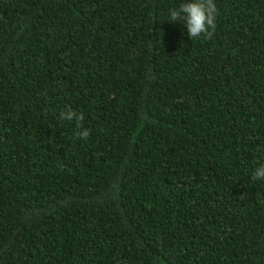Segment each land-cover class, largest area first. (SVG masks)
Here are the masks:
<instances>
[{"label": "trees", "instance_id": "16d2710c", "mask_svg": "<svg viewBox=\"0 0 264 264\" xmlns=\"http://www.w3.org/2000/svg\"><path fill=\"white\" fill-rule=\"evenodd\" d=\"M186 2L0 0V264H264V0Z\"/></svg>", "mask_w": 264, "mask_h": 264}, {"label": "clouds", "instance_id": "9594fccd", "mask_svg": "<svg viewBox=\"0 0 264 264\" xmlns=\"http://www.w3.org/2000/svg\"><path fill=\"white\" fill-rule=\"evenodd\" d=\"M217 11L214 0H189L181 4L178 9H170L168 21L184 24L191 40L201 36L211 39L215 33ZM60 119L75 121L77 128L81 129L78 137L83 139L89 137L90 132L82 128L85 119L83 113L69 108L61 112ZM252 179L264 180V164L256 168Z\"/></svg>", "mask_w": 264, "mask_h": 264}]
</instances>
